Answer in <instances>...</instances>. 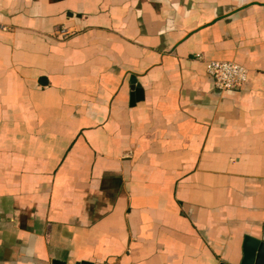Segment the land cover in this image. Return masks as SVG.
I'll list each match as a JSON object with an SVG mask.
<instances>
[{
	"label": "crops",
	"instance_id": "crops-1",
	"mask_svg": "<svg viewBox=\"0 0 264 264\" xmlns=\"http://www.w3.org/2000/svg\"><path fill=\"white\" fill-rule=\"evenodd\" d=\"M246 237L264 0H0V264H240Z\"/></svg>",
	"mask_w": 264,
	"mask_h": 264
},
{
	"label": "built area",
	"instance_id": "built-area-1",
	"mask_svg": "<svg viewBox=\"0 0 264 264\" xmlns=\"http://www.w3.org/2000/svg\"><path fill=\"white\" fill-rule=\"evenodd\" d=\"M206 71L213 77L219 89L239 87L245 82L247 76V71L243 66L231 61H208Z\"/></svg>",
	"mask_w": 264,
	"mask_h": 264
},
{
	"label": "water",
	"instance_id": "water-1",
	"mask_svg": "<svg viewBox=\"0 0 264 264\" xmlns=\"http://www.w3.org/2000/svg\"><path fill=\"white\" fill-rule=\"evenodd\" d=\"M137 91V88L135 89ZM250 242L252 246H250ZM258 247L255 254L252 248ZM53 264H62L59 261H53ZM240 264H264V245L262 242L250 237L245 238V245L243 249V259Z\"/></svg>",
	"mask_w": 264,
	"mask_h": 264
}]
</instances>
